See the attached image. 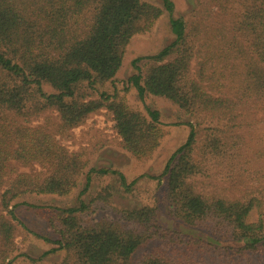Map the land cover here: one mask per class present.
Segmentation results:
<instances>
[{
    "label": "trees",
    "instance_id": "obj_1",
    "mask_svg": "<svg viewBox=\"0 0 264 264\" xmlns=\"http://www.w3.org/2000/svg\"><path fill=\"white\" fill-rule=\"evenodd\" d=\"M145 0H0V264H9L22 225L14 201L66 195L87 166L56 135L106 109L123 149L149 157L164 134L159 111L131 109L103 85L122 66L132 36L166 12L173 38L135 58L127 83L162 97L194 120L159 177L165 210L184 231L160 224L151 205L117 206L110 185L73 207H49L46 223L63 256L54 264H264V0H196L187 19ZM55 112L52 125L49 113ZM43 122L32 125L39 117ZM20 167H28L21 171ZM115 219L85 221L97 209ZM39 258L34 264H43Z\"/></svg>",
    "mask_w": 264,
    "mask_h": 264
},
{
    "label": "rangeland",
    "instance_id": "obj_2",
    "mask_svg": "<svg viewBox=\"0 0 264 264\" xmlns=\"http://www.w3.org/2000/svg\"><path fill=\"white\" fill-rule=\"evenodd\" d=\"M162 7L161 0H145ZM173 3V16L187 19L196 7V0H171ZM173 35L169 28V15L163 12L154 22L152 28L132 36L127 45L122 66L111 82L103 85L102 89L123 97L131 109L145 113L147 108L159 111V121L164 134L159 145L153 153L144 159H138L122 148L120 139L114 129V121L106 109H100L88 115L82 123L71 128L68 132L56 135L60 144L69 151L84 153L87 166L80 176L77 186L66 195L57 194H25L14 201L15 214L22 225L18 227L15 237V251L12 253L9 264H34L33 259L39 258L43 264H54L62 256V250L49 252L57 247L56 234L46 223V213L49 207H73L80 201H88L102 186L110 185L112 200L117 206L156 207L161 225L170 229L184 231L185 229L176 220H172L165 210V177H160V183L149 177H159L169 155L184 142L188 134V122L194 120L185 114L172 102L162 97L146 96L140 100L134 89L127 83L128 77L133 73L131 62L133 59L156 53L166 45ZM52 125L56 124L55 112L49 113ZM256 117L264 118L261 112ZM43 122L42 116L31 122L38 125ZM264 123L258 122L257 127ZM112 168L124 174L126 180L131 182L141 175L134 183L130 192H124L114 176H97L91 174L89 188L83 192L85 172L90 169ZM21 171H28V167H20ZM101 218L115 219L116 216L108 209L99 208L92 214L84 217L85 221H96ZM138 250L132 258L134 264L143 255Z\"/></svg>",
    "mask_w": 264,
    "mask_h": 264
}]
</instances>
